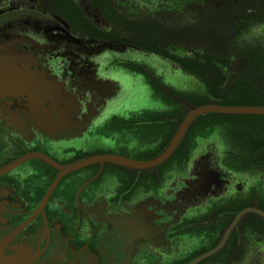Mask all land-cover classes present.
Masks as SVG:
<instances>
[{
	"label": "flooded vegetation",
	"instance_id": "flooded-vegetation-1",
	"mask_svg": "<svg viewBox=\"0 0 264 264\" xmlns=\"http://www.w3.org/2000/svg\"><path fill=\"white\" fill-rule=\"evenodd\" d=\"M191 2L0 0V60L11 67L0 74L15 85L0 87L5 255L20 264H186L223 240L237 208L264 207V138L232 123L208 130L196 118L150 168L96 162L63 172L36 156L65 167L160 153L193 107L175 92L198 87L175 90L168 67L191 73L124 39L130 32L117 35V16L154 19ZM250 215L196 264H264V220Z\"/></svg>",
	"mask_w": 264,
	"mask_h": 264
},
{
	"label": "trees",
	"instance_id": "trees-1",
	"mask_svg": "<svg viewBox=\"0 0 264 264\" xmlns=\"http://www.w3.org/2000/svg\"><path fill=\"white\" fill-rule=\"evenodd\" d=\"M190 6L187 12L160 13L140 21L117 16L125 27L116 34L130 32L123 38L170 57L191 73L198 89L177 91L175 96L192 106H264V0H192ZM183 49L190 55L177 56ZM202 120L206 124L194 126L212 130L219 122H236V129L250 136L261 132L264 116L205 114L197 118Z\"/></svg>",
	"mask_w": 264,
	"mask_h": 264
},
{
	"label": "water",
	"instance_id": "water-1",
	"mask_svg": "<svg viewBox=\"0 0 264 264\" xmlns=\"http://www.w3.org/2000/svg\"><path fill=\"white\" fill-rule=\"evenodd\" d=\"M7 70H11L8 59L6 61L0 60V73L3 71H7ZM6 75L7 74H0V87L5 86L10 89H13L15 85L10 84L6 81V77H5ZM36 87L37 85L33 84V88L35 89ZM205 114L264 116V106H260V105L227 106V105H219L215 103L204 104L200 106H193L186 113V115L182 118L174 135L172 136L168 144L164 147V149L160 153H158L155 157L148 159V160H135L129 157H124L120 155H111V154L95 155V156L83 158L65 167H59L46 157L39 156V155H36V156L40 157L41 159L45 160L46 162L52 164L55 167L60 168L63 172H68L73 169H77L82 166H85L91 163H96V162L101 163V164L113 163V164H118V165H122L125 167L136 168V169L150 168V167H154L164 162L171 155L176 145L178 144L179 140L181 139L185 129L190 125V123L194 121L196 118H198L199 116L205 115ZM6 169L7 167L1 168L0 173L5 171ZM54 184L55 182H53L49 191L51 190ZM249 213L255 214L264 220V211L257 207H245L241 209L239 212L236 213V216L234 217L233 221L226 229L223 240H221V242L212 250L197 256L196 258H194L193 260H191L190 262L186 264H196L199 261L203 260L204 258L216 252L221 247V245L225 241L227 234L234 227V225L237 224L245 215ZM0 264H20L19 261L15 257L8 256L3 253V247L1 243H0Z\"/></svg>",
	"mask_w": 264,
	"mask_h": 264
},
{
	"label": "rangeland",
	"instance_id": "rangeland-1",
	"mask_svg": "<svg viewBox=\"0 0 264 264\" xmlns=\"http://www.w3.org/2000/svg\"><path fill=\"white\" fill-rule=\"evenodd\" d=\"M207 15V14H206ZM209 15V14H208ZM207 15V16H208ZM177 53L178 54H181L182 56L183 55H187V56H189L190 55V52H188V51H186V50H178L177 51ZM169 66V65H168ZM172 67V66H171ZM168 74H171L172 75V77H173V75L174 74H176V76L175 77H173V79H176V86H175V90L176 89H178L179 87H181V86H185V85H187V86H191V87H197V83H196V81L194 80V78H192V77H190V76H188V75H186L187 77H186V79H184L181 75H179L178 73H177V69H175V68H170V67H168ZM177 91H179V90H177ZM131 101L132 102H140V100H139V95H138V93H134L133 94V96H132V99H131ZM259 122H261L262 123V128H261V132L258 134V136H263V138H264V120H261V121H259ZM233 125H236V122H234V123H232ZM229 126H230V124H229ZM231 127V126H230ZM229 127V128H230ZM232 128H234L233 126H232ZM232 128H230L229 130H231ZM264 140V139H263ZM263 140H261L262 142H264ZM245 154V157L246 158H248V155L246 154V153H244ZM257 233H261V232H257Z\"/></svg>",
	"mask_w": 264,
	"mask_h": 264
}]
</instances>
